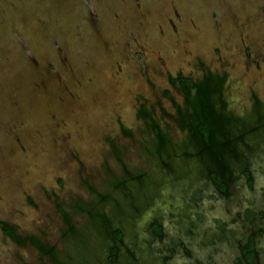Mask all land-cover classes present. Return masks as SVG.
Returning <instances> with one entry per match:
<instances>
[{
	"label": "rangeland",
	"instance_id": "rangeland-1",
	"mask_svg": "<svg viewBox=\"0 0 264 264\" xmlns=\"http://www.w3.org/2000/svg\"><path fill=\"white\" fill-rule=\"evenodd\" d=\"M179 73L223 77L231 133L264 172V0H0V219L61 258L69 250L72 264H232L235 238L264 227L254 217L264 205L194 204L210 185L177 116ZM155 124L167 137L159 151ZM76 203L106 214L104 235ZM59 205L87 249L61 234ZM0 264L55 263L0 229Z\"/></svg>",
	"mask_w": 264,
	"mask_h": 264
},
{
	"label": "trees",
	"instance_id": "trees-1",
	"mask_svg": "<svg viewBox=\"0 0 264 264\" xmlns=\"http://www.w3.org/2000/svg\"><path fill=\"white\" fill-rule=\"evenodd\" d=\"M170 81L184 91L187 101H189L193 109L191 113H187L189 121H187L184 116H179L178 118L180 125L187 126L191 131L192 142H189V147L195 149V151L200 156H204L205 159L214 156L220 159L223 154L225 157H227L226 160L229 161V158H231L234 154L240 153L238 148H236V144L232 141V136L234 134L239 135L240 133L232 134L231 132L233 128L230 126L231 120L235 119L236 117H232L230 114L224 111V102L219 93L216 95V97L213 96L214 92L221 86L222 77H213L211 74H205L203 81L195 82L190 78V76H185L184 74L179 73L175 76H171ZM166 93L167 95L169 94L168 89H166ZM258 103L259 102H256L255 106H258ZM139 114H146L144 105H142L140 108ZM246 121L243 124L244 127H251L254 125L251 124V121ZM154 130L156 131L157 136L154 149L159 151L167 142V139L162 133L158 131L156 124L154 125ZM186 152L190 153L191 151L186 150ZM134 177L138 183L142 181V177H139L138 175H134ZM132 206H134V208L137 207V205ZM57 207L67 227V229H64L61 234L63 236H67V233L70 234V237H73V239H75L77 242H81L82 247L87 249L90 243V238L87 235L82 234V232H80L81 229L75 227L70 214L64 208H62L60 205ZM74 209L77 212L87 214L88 220L91 222L92 219L99 218L98 221L101 222L100 226L102 228V233L103 235L106 233L108 230V217L105 213L101 212L98 207L92 205H79L76 203V205H74ZM116 212L120 213L121 209H117ZM91 227L94 229V224L91 223ZM0 229L5 235L11 237L17 243L25 244L28 242L32 244L40 251L47 254L48 258L55 264H72V256L69 250L65 251L64 257L61 258L58 256L52 245H48L46 242L44 243L35 235L19 234L17 227L4 219H0ZM118 229L119 228L117 227L113 230L114 236L116 238L118 236L120 237V232ZM87 256L91 255L85 253L81 257ZM91 258L94 259L93 257Z\"/></svg>",
	"mask_w": 264,
	"mask_h": 264
},
{
	"label": "flooded vegetation",
	"instance_id": "flooded-vegetation-1",
	"mask_svg": "<svg viewBox=\"0 0 264 264\" xmlns=\"http://www.w3.org/2000/svg\"><path fill=\"white\" fill-rule=\"evenodd\" d=\"M177 75V74H176ZM175 76V75H173ZM190 76V75H185ZM171 77V76H170ZM169 82L176 88L180 89L178 86L174 85L170 81ZM214 77V76H213ZM192 80L195 82H201L204 79V75L199 78L195 79L192 76H190ZM224 79L222 77L223 83ZM182 93L184 94V99L186 101L187 108L184 110L177 109V116H184L187 121H189L187 113H191L193 111L192 106L190 105L189 101H187L186 95L182 89H180ZM219 93L221 96V91L216 90L214 92V97ZM189 131V142H192V134L191 131L187 126H184ZM165 136V135H164ZM166 137V136H165ZM167 139V137H166ZM232 141L236 144V148H238L240 153L234 154L231 158H229V161H227V157L222 154L221 158L214 156L211 158H206L204 156H200L203 163L205 164V174L207 178V183L210 186H206L207 190L206 192H203L204 194L201 195V198L204 197L206 194L207 198H210L207 200V202H204L203 199H200V201L195 202V205H232L233 201L237 200V205H243V211L246 210H252L251 205H264V172H260L258 169H254L249 162V159L247 157H244L245 153L243 150L238 147V142L242 143L243 145H248L246 137H242L237 134H234L232 136ZM243 158V165L240 168L239 172L237 173L236 170L231 169V162L234 163L236 159ZM230 163V164H229ZM255 167V166H254ZM239 186V190H242V194L238 197L236 195L232 194V188L234 189V185ZM209 189V190H208ZM256 194L259 196L261 194L263 197L261 198L263 201L259 204L255 199ZM253 199V200H252ZM230 200L232 204H226L225 201ZM207 203V204H206ZM236 205V204H235ZM255 214L254 217H264V209H256L254 210ZM243 213V212H242ZM241 215V212H240ZM242 216V215H241ZM255 219L252 220V222ZM119 228V227H118ZM152 232L155 235L161 236L162 235V223H160L157 220H154L151 223ZM116 229V228H115ZM120 232V235L122 234V230L118 229ZM264 227L258 226L256 228L252 229H246L241 236H237L235 238V251L232 252V264H264ZM119 237V236H118ZM179 247L183 250L184 253L190 254L189 247L182 241L179 244ZM225 254L229 255V249L226 252V249H224Z\"/></svg>",
	"mask_w": 264,
	"mask_h": 264
}]
</instances>
